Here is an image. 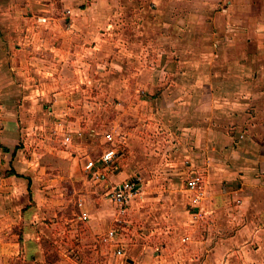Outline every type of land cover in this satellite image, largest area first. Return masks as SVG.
Returning a JSON list of instances; mask_svg holds the SVG:
<instances>
[{"label": "crops", "instance_id": "obj_1", "mask_svg": "<svg viewBox=\"0 0 264 264\" xmlns=\"http://www.w3.org/2000/svg\"><path fill=\"white\" fill-rule=\"evenodd\" d=\"M102 98L130 153L106 181L142 187L124 215L85 168ZM145 207L152 242L122 233L114 264H264V0H0V264H78Z\"/></svg>", "mask_w": 264, "mask_h": 264}, {"label": "built area", "instance_id": "obj_2", "mask_svg": "<svg viewBox=\"0 0 264 264\" xmlns=\"http://www.w3.org/2000/svg\"><path fill=\"white\" fill-rule=\"evenodd\" d=\"M72 11L68 9L66 11L67 15H70ZM38 21L45 23L48 21V18L45 16H39ZM69 135L66 136L69 139ZM114 133L107 132L105 134L106 144L113 142ZM118 154L116 147L113 146V143L108 146L101 155L96 159H90L87 161L85 168L87 171L93 173L94 178L98 181L101 187L105 190L106 197L112 202L118 205L120 209V214L124 215L126 208L133 202V200L141 193V185H138L140 178L134 180L123 181L120 184H108L106 181V171L113 166L115 158ZM204 176L200 172L192 171L187 179L186 188L191 193L193 203L199 204L204 201L207 197V189L205 187ZM241 200H237L239 203ZM81 220H87V212H83L80 216ZM123 220L120 218L117 219V223H122ZM119 227H114L108 230L101 239L106 243L114 244L120 240L122 235V229ZM116 254L121 255L122 250L118 249Z\"/></svg>", "mask_w": 264, "mask_h": 264}, {"label": "rangeland", "instance_id": "obj_3", "mask_svg": "<svg viewBox=\"0 0 264 264\" xmlns=\"http://www.w3.org/2000/svg\"><path fill=\"white\" fill-rule=\"evenodd\" d=\"M144 54L146 55V57H149L150 52L147 51V52H144ZM144 65H145V63H144ZM92 69L93 68H90L89 73H92V75H96V77H95L96 79L103 77V76L109 77V73L105 72V73H97L96 74L95 70H92ZM119 70H120L119 66H114L112 68V72L110 74H112V75L114 74L118 77L119 76ZM118 101L119 100H117V98L110 100V102L106 101L103 98L100 99L98 101V103L102 104V102H103V105H100L99 109L102 108L101 106H105V107H103L104 109H102V110H98V108H97L99 115H97V118L95 121L88 120V126H102L101 131H104L105 134L109 131H112L114 133V135H116L115 137H117V135L121 133L120 129L119 128H108L107 129V127L109 126L108 122L110 123L117 118V115H118L117 114V103H119ZM103 110H107L108 113L102 114V112H104ZM91 119H92V117H91ZM128 127L132 128L134 126H128ZM146 128H147V131H145L143 133L144 137H149L151 135H155L154 132H151L149 127H146ZM108 146H110V144L105 145V146L104 145L101 146L99 143L93 149L90 148V150H91L90 152L93 154V156H96V155L100 154L101 152H103ZM150 146H151V143L148 139V142L146 144V153L147 154H150V151H151ZM115 147H116L117 151H123V153H124L123 159H127L130 156V153L126 152L124 150V148H125L124 146L117 144ZM164 149H165V147H161L160 151L163 152ZM161 181H162V179H160V182ZM147 183H148V180H146V184ZM160 203L165 204V203H167V201L161 200ZM147 209H148V207H145V209H143L144 210L143 213L141 211V213L135 215V217L132 216V222L131 223L128 222V221H131V219L127 218V223L125 225V229H123V233H124V238L127 240L128 244L135 243L137 236H138V238H141L140 240L144 244H149L152 242V239H151V238H153L152 232L155 229L154 221H156L157 215L150 213V211H149L150 208L148 211H147ZM116 227H118V226H116ZM98 249L99 250L97 252H94L93 255H91V253H92L91 251H88L87 254L83 258H81V261L78 264H108L109 263L108 260H111V259H112L111 264L115 263L114 260H115L116 256L114 255L113 251H111L112 250V244L111 243H107L105 245L101 244L98 246Z\"/></svg>", "mask_w": 264, "mask_h": 264}]
</instances>
